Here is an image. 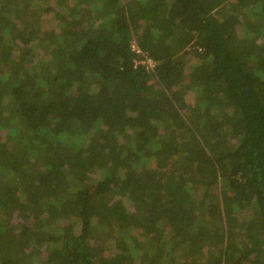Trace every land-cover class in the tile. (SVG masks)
I'll return each mask as SVG.
<instances>
[{
  "label": "trees",
  "instance_id": "trees-1",
  "mask_svg": "<svg viewBox=\"0 0 264 264\" xmlns=\"http://www.w3.org/2000/svg\"><path fill=\"white\" fill-rule=\"evenodd\" d=\"M0 264H264V0H0Z\"/></svg>",
  "mask_w": 264,
  "mask_h": 264
},
{
  "label": "built area",
  "instance_id": "built-area-1",
  "mask_svg": "<svg viewBox=\"0 0 264 264\" xmlns=\"http://www.w3.org/2000/svg\"><path fill=\"white\" fill-rule=\"evenodd\" d=\"M132 49H134V51H136L137 53L141 52L135 43L132 44ZM140 62L145 63L148 67H152L154 65V61L150 58H146Z\"/></svg>",
  "mask_w": 264,
  "mask_h": 264
}]
</instances>
